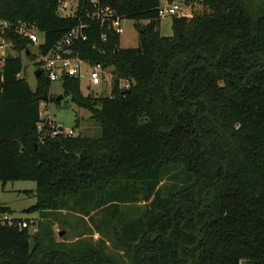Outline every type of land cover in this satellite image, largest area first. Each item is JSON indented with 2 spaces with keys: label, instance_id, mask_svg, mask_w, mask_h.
Instances as JSON below:
<instances>
[{
  "label": "trees",
  "instance_id": "16d2710c",
  "mask_svg": "<svg viewBox=\"0 0 264 264\" xmlns=\"http://www.w3.org/2000/svg\"><path fill=\"white\" fill-rule=\"evenodd\" d=\"M61 1L0 0V20L35 24L50 47L87 23L88 0H77L75 16L59 14ZM98 1L137 22L138 43L121 48L112 31L102 41L89 24L77 49L112 67L110 95L61 82L99 124L97 137L39 143L51 83L39 72L32 90L20 76V53L33 60L28 40L4 36L16 54L0 58V183L34 181L24 193L35 203L24 211L38 217L0 224V264H120L103 240L57 241L52 229L55 213L93 220L109 207L114 243L130 264H264V0H186L201 13L171 17V36L159 34L158 0ZM176 169L183 180L155 190ZM140 199L143 215L122 220L118 203Z\"/></svg>",
  "mask_w": 264,
  "mask_h": 264
},
{
  "label": "rangeland",
  "instance_id": "374dc122",
  "mask_svg": "<svg viewBox=\"0 0 264 264\" xmlns=\"http://www.w3.org/2000/svg\"><path fill=\"white\" fill-rule=\"evenodd\" d=\"M68 1H70L69 4L74 7L76 0ZM182 1L188 3L186 0ZM200 10L201 8L198 4H195L192 7V11ZM66 11H68V9H66ZM136 23L137 22L132 19H124L121 22L119 34V46L121 48L137 46L138 29L136 28ZM138 23L143 25L145 24V21H140ZM159 34L162 36L172 35L170 16L161 18L159 22ZM7 43L8 41H6L5 47L3 45V47L0 48V58L2 55L8 53L16 54ZM30 51L32 54H35V49L33 47L30 48ZM20 55L22 60V71L20 76L24 77L30 88L34 90L37 84L36 76L34 74L36 70L34 60L23 53H20ZM80 90L83 95L91 94L92 96H108L110 95L111 85L110 82L106 81L105 83L87 88V84L82 82L80 84ZM58 95H61L62 98L57 101L56 97ZM40 119V126L43 132H47L50 126L60 125L63 130H71L72 136L81 135L97 137L100 135L99 124L90 118V113L86 109L80 108L73 103L69 97L63 95L60 82H52L49 86L47 100H40ZM183 177L184 173L181 169L173 170L163 178V181L156 186L155 190L162 185L181 182ZM34 188L35 182L30 180L12 181L7 182L4 185L0 183V206H4L1 203L11 206H8L10 210L9 212L2 211L0 213L10 214L11 216L15 215L21 219L27 217L31 218L28 219L29 222H36V216L38 217L37 212L27 213L24 211V209L35 203V196L32 194H25L23 190ZM147 204V202L141 199L138 202H122L118 203L117 211L120 215H123L122 220L139 217L143 215ZM113 209L114 207H109L94 213L92 212L93 214L91 217L93 220H90L89 218H81L79 214L65 210L55 213L57 215L55 218L58 222L57 226H52L54 237L57 241L62 240L67 243L75 242L79 237L89 240L93 245H100L103 240L105 245L102 244V246L105 247V253L115 257L120 264H130L128 253L114 243L112 226L115 224L116 217L112 216ZM122 220L119 219L120 229L122 228V225L124 226L123 229L126 227ZM241 264H244V262H241Z\"/></svg>",
  "mask_w": 264,
  "mask_h": 264
},
{
  "label": "built area",
  "instance_id": "2783aa9c",
  "mask_svg": "<svg viewBox=\"0 0 264 264\" xmlns=\"http://www.w3.org/2000/svg\"><path fill=\"white\" fill-rule=\"evenodd\" d=\"M157 13L160 18L170 17H192V7L195 2L185 3L182 0H158ZM70 1H61L58 12L61 16H75L78 2L76 0L74 7L69 4ZM69 4V5H68ZM68 5V6H67ZM73 7V8H72ZM68 9V11H66ZM85 17L87 23L79 22L76 26L69 29L56 43L50 47H45V38L41 31L37 29L35 24L23 22L21 20L9 21L0 20V48L6 46L5 34L14 32L22 38H26L30 44V48L35 49L33 54L34 64L37 65L39 72L50 82H62L66 78H72L90 86H96L106 81L110 82L113 78L112 67L103 65L102 63H92L88 59L83 58L78 51V45L87 40L86 28L91 23H95L101 28L100 38L106 41L107 32L112 31L120 34L121 22L124 20L119 17L114 9L110 6L100 4L98 0H88V7L85 9ZM40 34V36H39ZM10 45V43H7ZM6 55V54H5ZM5 55H2L3 58ZM122 87L128 88V84L123 82ZM39 143L43 144L46 137H55L58 135L70 136L71 130H63L62 126H50L47 132H43L41 126ZM15 220L10 214L0 213V224H12ZM22 219L18 226L23 227L30 222ZM31 221V220H30ZM32 231L36 228L32 227Z\"/></svg>",
  "mask_w": 264,
  "mask_h": 264
},
{
  "label": "water",
  "instance_id": "95a60500",
  "mask_svg": "<svg viewBox=\"0 0 264 264\" xmlns=\"http://www.w3.org/2000/svg\"><path fill=\"white\" fill-rule=\"evenodd\" d=\"M200 13H201L200 11H196V15H200ZM27 54H28V52H27ZM34 74H35V76H38L39 75V70L36 69ZM127 91L129 92V90H127ZM61 98H62V96L58 95L56 97V100H60ZM41 100H47V95L45 94L44 96H42Z\"/></svg>",
  "mask_w": 264,
  "mask_h": 264
},
{
  "label": "crops",
  "instance_id": "0c3cea01",
  "mask_svg": "<svg viewBox=\"0 0 264 264\" xmlns=\"http://www.w3.org/2000/svg\"><path fill=\"white\" fill-rule=\"evenodd\" d=\"M35 189V188H34ZM34 189H30V190H34ZM24 190H27V189H24ZM24 190H23V192H24ZM2 205H4V206H10V205H8V204H5V203H1ZM11 207V206H10ZM38 215V214H37ZM15 216V215H14ZM16 217V216H15ZM19 218V217H18ZM36 218H37V216H36ZM23 219H31V218H27V217H24ZM57 222L58 221H54V225L53 226H57Z\"/></svg>",
  "mask_w": 264,
  "mask_h": 264
}]
</instances>
